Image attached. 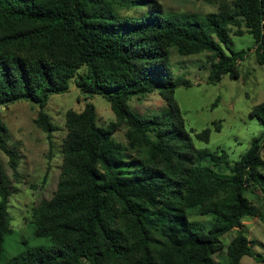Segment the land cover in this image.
Masks as SVG:
<instances>
[{
	"label": "trees",
	"instance_id": "1",
	"mask_svg": "<svg viewBox=\"0 0 264 264\" xmlns=\"http://www.w3.org/2000/svg\"><path fill=\"white\" fill-rule=\"evenodd\" d=\"M192 1L213 11L162 16L151 0V15L134 18L117 13L130 0H0V108L34 103L33 122L49 140L54 126L44 109L74 81L82 94L101 95L114 114L100 127L89 102L65 112L56 189L31 213L34 237L50 245L4 264H241L244 256L264 262L242 229L252 219L264 224V101L249 113L263 127L260 136L230 164L225 151L194 146L192 134L208 143L210 129H186L174 93L190 83L168 67L175 47L184 56L206 54L208 83L238 79V62L250 51L228 44L230 35L246 34L263 65L264 0ZM154 91L167 112L147 119L129 109L130 98ZM213 125L219 132L220 122ZM120 129L125 144L113 138ZM9 140L0 121V152L18 179L19 155ZM10 188L0 157V261L12 230ZM189 213L211 217L210 226L190 221Z\"/></svg>",
	"mask_w": 264,
	"mask_h": 264
},
{
	"label": "rangeland",
	"instance_id": "2",
	"mask_svg": "<svg viewBox=\"0 0 264 264\" xmlns=\"http://www.w3.org/2000/svg\"><path fill=\"white\" fill-rule=\"evenodd\" d=\"M128 9L117 11L122 17L142 18L149 16L151 0H130ZM162 16L178 14L183 18H204L213 8L199 1L192 0H155ZM229 49L233 51H250L238 62L240 77L230 79L223 76L217 84L207 82L210 66L205 60V53L180 55L175 47L169 50L168 67L175 77H183L190 83L189 87L175 89L174 98L179 105L187 130L200 133L210 129L208 143L198 141L192 134L194 146L199 150L211 153L225 151L230 164L238 161L250 148L253 139L260 136L262 125L258 119L250 117L251 109L264 101V64L256 61L252 52L254 39L246 34L242 37L230 35ZM226 53L228 50L223 47ZM82 68L80 71H82ZM95 108L97 125L106 127L114 120L109 104L101 95L88 96L82 94L73 82L69 89L61 95H53L44 111L50 116L54 132L48 140L46 134L38 129L33 120L38 107L30 101H16L8 107L0 108V121L5 125L9 135V147L17 148L19 155L18 179L13 177L8 168L7 157L0 152L1 161L11 181V198L9 215L11 217V233L4 238L3 257L0 264L24 254L36 247H46L50 241L36 238L31 224L32 209L39 203L49 200L57 185L60 168V145L65 135L64 114L72 109L80 112L85 103ZM129 109L142 118H152L167 112L168 108L157 91L144 97H132L127 101ZM220 122L219 132L214 130L213 123ZM113 138L125 144L123 130L113 134ZM52 149L50 150V142ZM19 142V146L15 144ZM264 153V152H262ZM50 158L48 166V158ZM264 160V154H263ZM124 168V167H123ZM123 172H127L123 169ZM47 176L44 179V176ZM44 182V183H43ZM190 221L202 223L204 228L210 226L211 217L191 215ZM243 231L249 241L254 242L252 249L264 258V224L257 219L243 222ZM233 232L224 236L226 244ZM226 263V257L220 260ZM241 264H264L244 256Z\"/></svg>",
	"mask_w": 264,
	"mask_h": 264
},
{
	"label": "water",
	"instance_id": "3",
	"mask_svg": "<svg viewBox=\"0 0 264 264\" xmlns=\"http://www.w3.org/2000/svg\"><path fill=\"white\" fill-rule=\"evenodd\" d=\"M3 109H4V107H3Z\"/></svg>",
	"mask_w": 264,
	"mask_h": 264
}]
</instances>
